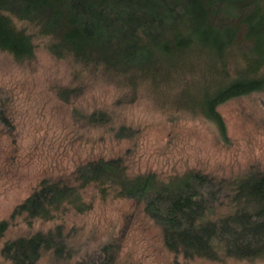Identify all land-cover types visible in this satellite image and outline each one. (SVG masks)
<instances>
[{"label":"trees","instance_id":"16d2710c","mask_svg":"<svg viewBox=\"0 0 264 264\" xmlns=\"http://www.w3.org/2000/svg\"><path fill=\"white\" fill-rule=\"evenodd\" d=\"M11 17L36 32L17 28ZM37 35L47 37L54 57L132 86L147 79L184 81L179 105L221 129L220 104L264 91V0H0V51L16 61L32 60ZM239 41L247 53L230 71L228 53ZM106 120L100 112L88 117L92 123ZM132 133L120 127L115 136ZM90 186L102 199L113 195L141 204L175 255L264 260V171L228 180L190 172L164 185L153 173L129 175L122 155L97 157L78 164L70 176L41 178L10 219L29 223L89 211L93 203L83 201L82 192ZM7 225L0 223L1 234ZM112 248L103 246L102 257L89 264H114ZM45 251L68 253L61 224L6 240L0 248L12 264H38Z\"/></svg>","mask_w":264,"mask_h":264},{"label":"rangeland","instance_id":"374dc122","mask_svg":"<svg viewBox=\"0 0 264 264\" xmlns=\"http://www.w3.org/2000/svg\"><path fill=\"white\" fill-rule=\"evenodd\" d=\"M17 28L35 33L26 21L11 17ZM32 60L16 61L0 51V232L4 241L61 224L69 256L42 253L38 264H89L112 245L114 264H264V260L187 259L170 252L161 228L141 204L109 195L102 199L90 186L82 200L89 211H68L61 219H10L43 177L70 176L74 168L97 157L122 155L129 175L153 173L157 183L179 182L190 172L216 180L264 171V91L232 98L217 107L224 128L179 105L184 81L174 78L135 86L117 76L92 72L72 59H58L47 49L48 39L36 36ZM240 42V41H239ZM244 43L230 49L229 70L244 61ZM189 78L191 76L186 75ZM104 123H92V113ZM120 127L133 132L116 138ZM0 264H12L0 253Z\"/></svg>","mask_w":264,"mask_h":264}]
</instances>
